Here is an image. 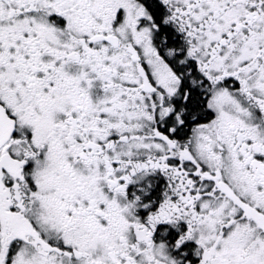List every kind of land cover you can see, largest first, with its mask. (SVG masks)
Instances as JSON below:
<instances>
[{
	"label": "snow or ice",
	"instance_id": "obj_1",
	"mask_svg": "<svg viewBox=\"0 0 264 264\" xmlns=\"http://www.w3.org/2000/svg\"><path fill=\"white\" fill-rule=\"evenodd\" d=\"M0 264H264V0H0Z\"/></svg>",
	"mask_w": 264,
	"mask_h": 264
}]
</instances>
